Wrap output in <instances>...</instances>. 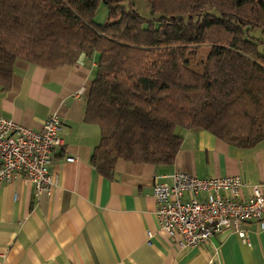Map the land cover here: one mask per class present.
Returning a JSON list of instances; mask_svg holds the SVG:
<instances>
[{"label":"trees","instance_id":"trees-1","mask_svg":"<svg viewBox=\"0 0 264 264\" xmlns=\"http://www.w3.org/2000/svg\"><path fill=\"white\" fill-rule=\"evenodd\" d=\"M134 1L0 0V84L16 59L57 68L97 53L84 116L99 125L90 162L107 178L119 159L172 163L177 128L242 147L264 140V43L248 35L264 34V0H143L151 17ZM202 46L198 72L188 59Z\"/></svg>","mask_w":264,"mask_h":264},{"label":"crops","instance_id":"crops-1","mask_svg":"<svg viewBox=\"0 0 264 264\" xmlns=\"http://www.w3.org/2000/svg\"><path fill=\"white\" fill-rule=\"evenodd\" d=\"M97 57L80 54L57 68L16 59L8 88L0 84V116L38 130L55 112L63 140L48 165L56 179L50 192H35L22 172L0 183V264H264V228L256 219L239 222L246 243L226 230L181 247L158 230L152 193L154 182L170 183L173 172L184 171L239 176L246 197L250 185H264V140L242 147L201 127L179 129L172 163L119 159L104 177L90 162L100 128L84 116Z\"/></svg>","mask_w":264,"mask_h":264},{"label":"built area","instance_id":"built-area-1","mask_svg":"<svg viewBox=\"0 0 264 264\" xmlns=\"http://www.w3.org/2000/svg\"><path fill=\"white\" fill-rule=\"evenodd\" d=\"M60 130L55 112L46 115L39 130L0 116V183L22 172L35 192H50L56 179L48 165L53 149L63 142ZM242 185L239 176L199 178L184 171L173 172L170 183L154 182L158 230L181 247H197L226 230L248 242L239 222L256 219L264 228V185H250L246 197Z\"/></svg>","mask_w":264,"mask_h":264},{"label":"rangeland","instance_id":"rangeland-1","mask_svg":"<svg viewBox=\"0 0 264 264\" xmlns=\"http://www.w3.org/2000/svg\"><path fill=\"white\" fill-rule=\"evenodd\" d=\"M133 7L144 17H151L153 16V13L149 9L148 5L143 0H136L132 3ZM107 17V9L104 6V4H101L99 6V9L95 15V20L97 22H104ZM248 35L254 38H257L258 40H262V43H264V34L260 32L258 28H253L248 32ZM262 46V44H260ZM208 47L202 46L197 50V52L190 56L188 59V66L198 72L202 71L203 63L206 60ZM178 129L181 128H177Z\"/></svg>","mask_w":264,"mask_h":264},{"label":"bare ground","instance_id":"bare-ground-1","mask_svg":"<svg viewBox=\"0 0 264 264\" xmlns=\"http://www.w3.org/2000/svg\"><path fill=\"white\" fill-rule=\"evenodd\" d=\"M61 125V124H60ZM42 128V127H41ZM39 130V129H38Z\"/></svg>","mask_w":264,"mask_h":264}]
</instances>
